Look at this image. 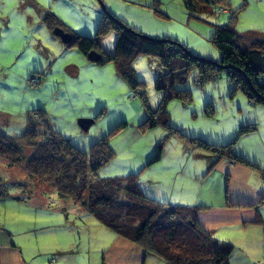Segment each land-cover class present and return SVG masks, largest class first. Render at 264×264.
<instances>
[{
  "label": "rangeland",
  "instance_id": "rangeland-1",
  "mask_svg": "<svg viewBox=\"0 0 264 264\" xmlns=\"http://www.w3.org/2000/svg\"><path fill=\"white\" fill-rule=\"evenodd\" d=\"M207 7L190 14L184 0H0V133L11 137L24 133L30 127L27 117L31 115L37 134L42 136L44 123L33 114L42 109L50 131L87 152L91 144L124 124L109 134L112 157L96 171V177L136 173L146 192L158 187L155 192L164 191L171 197V191L181 192L175 185H184L190 190L195 186L199 195L211 189L226 196L229 176L219 168L224 157L217 160L219 151L198 146L190 139L221 146L232 140L240 126L254 124L255 130L240 136L233 146V152L245 155L241 150L256 139L255 134L264 140V104L249 102L240 90L232 93L224 70L214 79L201 82L194 67L184 81L174 85L175 90L190 91L191 100L171 98L167 103L172 129L162 124L145 128L142 124L147 110H155L162 98V91L155 88L156 78L165 72L159 56L139 53L132 59L131 68L139 84L131 88L112 62L89 60L76 46L64 45L43 22L49 11L69 31L94 37L105 16L144 36L181 43L190 53L212 61L220 58L210 39L217 26L230 24L239 46L264 39V0H216ZM115 38L114 29L102 35V49L112 52ZM82 118L93 120L87 130L78 125ZM158 146L160 159L147 164ZM31 151L22 146L25 158ZM256 162L251 163L260 164ZM16 196L24 202L17 204L13 201ZM0 197H4L0 199V225L16 232L24 247L30 249L33 245L26 238L33 224H50V219H54L53 224L65 219L75 224L77 215H88L71 200L63 202L67 200L53 188L30 179L24 168L10 166L1 157ZM182 198L189 201L187 195ZM6 199L8 208L3 207ZM169 200L175 203L173 198ZM38 202H45L49 208L38 206ZM22 204L25 212L14 208ZM88 217L89 222L78 223L83 231L89 224L96 231H111L90 214ZM70 231L71 238L51 232L40 237L39 245L47 250L41 256L52 259L55 251L49 249L68 248L70 242L78 245L84 240L73 227ZM105 240L95 239L89 256L96 251L92 247Z\"/></svg>",
  "mask_w": 264,
  "mask_h": 264
},
{
  "label": "trees",
  "instance_id": "trees-1",
  "mask_svg": "<svg viewBox=\"0 0 264 264\" xmlns=\"http://www.w3.org/2000/svg\"><path fill=\"white\" fill-rule=\"evenodd\" d=\"M184 1L189 13L195 14L206 10L216 0ZM43 22L51 32L59 27L70 33L71 40L64 45L76 46L86 56L90 50L96 51L100 55L98 64L112 62L117 74L131 88L139 84L131 68L132 59L139 53L159 56L165 72L156 78L155 88L162 91V98L155 110H147L148 117L142 124L145 128L162 124L172 129L167 103L171 98L183 102L191 100L190 91L175 90L174 85L184 81L194 67L198 69L201 82L214 79L224 70L232 83V93L240 90L249 102L264 104V39L239 46L230 24L217 26L210 37L220 54L219 60L213 62L185 52L186 47L181 43L154 40L105 16L99 21L94 37L69 31L49 11L44 14ZM110 29L116 31V38L113 51L106 52L101 47L100 37ZM33 114L44 123L42 136L37 134L31 115L27 117L30 127L24 133L14 137L0 133V157L8 165L21 166L30 179L53 188L60 198L71 200L112 232L140 245L146 253L159 256L165 264L228 263L234 246L213 237L200 225L197 213L201 205L171 204L154 199L141 188L136 173L106 178L94 175L112 157L107 141L109 134L124 124L99 138L86 152L77 149L59 133L50 131L42 109ZM254 130V124L242 125L232 140L221 146L190 140L198 146L219 151L217 160L224 157L235 162L241 159L233 153L234 144L240 136ZM22 146L32 150L27 158L22 155ZM160 156L158 146L147 164L158 161ZM258 203H264V195Z\"/></svg>",
  "mask_w": 264,
  "mask_h": 264
},
{
  "label": "crops",
  "instance_id": "crops-1",
  "mask_svg": "<svg viewBox=\"0 0 264 264\" xmlns=\"http://www.w3.org/2000/svg\"><path fill=\"white\" fill-rule=\"evenodd\" d=\"M254 136L256 139L248 141L241 150L245 155L233 152L241 160L233 162L224 158L221 161L222 167L219 168L226 171L229 176L226 196L211 189L199 195L195 186L190 190L189 187L184 188V185H175L181 192L174 194L176 191H171V197H166L167 194L165 195L164 191L155 192L158 187L149 190L152 192L145 191L148 196L159 201L171 203L169 199L173 198L175 203L201 205L202 208L197 213L200 225L213 237L230 242L234 246L227 264H264V203H258L264 195V140L256 134ZM248 156L260 164L249 160ZM43 192L44 190L41 193ZM186 195L188 202H184L182 198ZM14 198L13 201L17 204L24 202L20 196ZM38 203V206L49 208L45 202ZM8 204L7 199L3 201L4 208H8ZM14 208L25 212L23 204ZM88 215H77V218L73 220L75 224L72 221L69 223L67 219L55 224H53L54 219H50V224L41 223L38 226L33 224L28 231L31 233L26 238L33 245L32 249L24 247V240L19 238L16 232L0 225V264H165L159 256L146 253L140 245L112 231H96V227L90 224L83 231V226L78 223L85 224L86 219L89 222ZM72 227L76 229L80 240L84 236L80 244L74 245L70 242L68 248L57 246L49 249L55 251L53 261L51 257L41 256V252L44 251L46 254L47 250L39 245L40 237L42 239L43 235L48 234L46 232H51L71 238ZM72 238L75 239V236ZM97 238L106 240L92 247L96 251L91 257L89 256L90 245Z\"/></svg>",
  "mask_w": 264,
  "mask_h": 264
},
{
  "label": "water",
  "instance_id": "water-1",
  "mask_svg": "<svg viewBox=\"0 0 264 264\" xmlns=\"http://www.w3.org/2000/svg\"><path fill=\"white\" fill-rule=\"evenodd\" d=\"M52 33L57 36L59 38V40L63 43V44H67L69 43V41L71 40V35L70 33L66 32V31H63L61 28L59 27H55L53 30H52ZM154 40H159V41H164L165 39H157V38H153ZM185 52H188L189 51L187 49H185ZM87 57L89 60L91 61H94V62H97L100 58V55L99 53H97L96 51L94 50H90L88 53H87ZM204 59V58H203ZM214 62V61H213ZM217 64V62H216ZM224 68H226L225 66H223ZM93 123V120L91 119H78V125L83 129V130H87L88 127L90 126V124Z\"/></svg>",
  "mask_w": 264,
  "mask_h": 264
},
{
  "label": "built area",
  "instance_id": "built-area-1",
  "mask_svg": "<svg viewBox=\"0 0 264 264\" xmlns=\"http://www.w3.org/2000/svg\"><path fill=\"white\" fill-rule=\"evenodd\" d=\"M219 11H221L222 12V9H219ZM40 80V79H39Z\"/></svg>",
  "mask_w": 264,
  "mask_h": 264
}]
</instances>
